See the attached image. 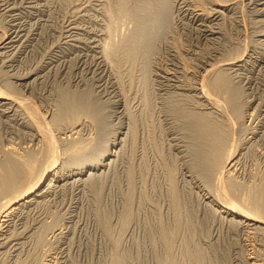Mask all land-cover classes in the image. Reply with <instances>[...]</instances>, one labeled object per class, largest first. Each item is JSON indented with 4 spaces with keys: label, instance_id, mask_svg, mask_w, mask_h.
<instances>
[{
    "label": "rangeland",
    "instance_id": "1",
    "mask_svg": "<svg viewBox=\"0 0 264 264\" xmlns=\"http://www.w3.org/2000/svg\"><path fill=\"white\" fill-rule=\"evenodd\" d=\"M117 1L0 0V88L17 85L8 92L29 98L42 117L40 127L29 125L19 106L0 104V160L12 151L44 158L48 135L57 144L53 161L40 159L12 193L37 184L55 162V175L0 221V264H264V214L238 224L220 206L254 210L244 193L264 175V0H128L147 19L142 9L152 2L161 23L134 62H112L101 46L109 38L106 11ZM118 20L113 37L121 42L137 21ZM214 69L241 96L245 115L233 127L238 118L211 85ZM73 95L91 96L85 103L93 106L91 116L78 114L79 126L60 116ZM194 111L228 116L216 119L235 138L232 164H223L224 178L215 176L221 181L199 169L186 124ZM234 185L241 188L236 196Z\"/></svg>",
    "mask_w": 264,
    "mask_h": 264
},
{
    "label": "bare ground",
    "instance_id": "2",
    "mask_svg": "<svg viewBox=\"0 0 264 264\" xmlns=\"http://www.w3.org/2000/svg\"><path fill=\"white\" fill-rule=\"evenodd\" d=\"M227 1V0H226ZM24 2V1H23ZM118 3L116 4V5H114L115 6V8H113V7H110V8H112V9H108V8H106V10L108 9L109 11H106L107 13H109V20H108V26H107V31H108V34H109V38H108V40L105 38V41H104V43L102 44L103 46H101V47H103V48H101L102 50V52H103V57L104 58H106L105 60H108V61H112L113 62V60H118L119 61V59H122V56L125 58H127V60L128 61H131L132 60V62H134V59L137 57L136 55H137V53H139V49H140V45L142 46V43H145L146 44V47H148V43L150 44L151 43V41H150V39H151V37H153V35L151 36L150 34H151V32L155 29V27L156 26H158V24H160L161 23V21H160V23H159V20L158 19H161L160 17L158 18L157 16H156V13H154L155 12V9L153 8L154 6L153 5H151V3L150 4H148V3H146V5H145V7H144V9H142V10H145V12L149 15L148 16V19L147 18H145L143 15H141L140 13H139V11L138 10H134V8L132 9V5L130 4V6H129V3L131 2H128V0H118L117 1ZM147 2V1H146ZM224 2V1H223ZM228 2V1H227ZM166 3V2H165ZM218 3V2H217ZM140 5V4H139ZM169 5V4H168ZM113 6V5H112ZM153 6V7H152ZM253 6V5H252ZM27 7V6H26ZM38 7V6H37ZM141 7V6H140ZM142 7V8H143ZM159 7V6H158ZM222 7V6H221ZM5 8H7V7H5ZM157 8V7H156ZM141 10V11H142ZM160 10V9H159ZM158 10V11H159ZM163 10V9H162ZM221 10V9H220ZM140 11V12H141ZM157 11V12H158ZM229 11V10H228ZM143 13V12H142ZM145 13V14H146ZM198 13V12H197ZM200 13V12H199ZM226 13V12H225ZM160 14H162V13H160ZM201 14V13H200ZM165 15V14H164ZM158 16H160V15H158ZM163 16V15H162ZM118 19H122V20H129V19H135L137 22V28L135 29V31L133 32V33H131V35H128V38H125V40L123 41L122 39V41L121 42H119L120 41V39H119V41H116L115 40V38L113 37V34L116 32V30H118L117 28H120V26H119V23H122L121 22V20H118ZM134 20V21H135ZM174 20V19H173ZM110 21V22H109ZM216 24V23H215ZM154 27V29L152 30V28ZM157 28V27H156ZM155 31V30H154ZM156 31H159V30H157L156 29ZM119 32V31H118ZM164 32V31H163ZM27 33V32H26ZM154 35H156V33H154V32H152ZM29 34V33H28ZM116 34H117V32H116ZM159 34V33H158ZM127 35V34H126ZM6 36V35H5ZM5 36H3V37H5ZM107 36V35H106ZM114 36H116L115 34H114ZM17 37V36H16ZM8 38V37H7ZM11 38V36H9V39ZM119 38V37H118ZM154 38V37H153ZM29 39V38H28ZM3 41V40H2ZM10 41V40H9ZM99 41V40H98ZM150 41V42H149ZM6 42H7V39H6ZM5 42V43H6ZM8 43V42H7ZM1 44V43H0ZM3 44H4V42H3ZM6 45V44H5ZM151 45V44H150ZM0 46H2V45H0ZM34 46V45H33ZM3 47H4V45H3ZM2 47V48H3ZM99 47V46H98ZM144 47V46H143ZM145 47V48H146ZM148 49V48H147ZM96 51V50H95ZM142 51V50H141ZM140 51V52H141ZM144 51V50H143ZM146 52V51H145ZM16 55V54H15ZM239 55V54H238ZM101 56H102V54H101ZM138 56H139V54H138ZM141 57V56H140ZM103 58V59H104ZM126 58L125 59H122V60H126ZM142 58H144V57H142ZM121 60V61H122ZM136 61V60H135ZM115 62V61H114ZM120 62V61H119ZM131 62V63H132ZM233 62V61H232ZM214 64V63H213ZM217 64V63H216ZM221 64H222V62H221ZM38 65V64H37ZM16 66V65H15ZM203 66V65H202ZM218 67V66H217ZM223 67V66H222ZM215 68V67H214ZM220 68H221V65H220ZM217 69H219V67L217 68ZM222 69V68H221ZM28 70H29V68H28ZM104 70V69H103ZM211 70V72L213 71L212 69H210ZM214 70H216V69H214ZM145 71H147V70H145ZM215 72V71H214ZM223 72V71H222ZM222 72H220L219 71V73H218V71L216 70V75H214V76H212V77H214V79H212L211 80V85L217 90H220V91H222V93H223V96H224V94H225V98H224V100L226 101V103L228 104V106H227V108L229 107L230 109H231V111H233V112H231L230 113V109H229V112L227 111V109H226V112H227V114L229 115V116H231L232 115V117L234 118V115H235V117H237L238 119H239V121H237L238 119H232L233 120V122L236 120V122L238 123V124H240V119L245 115H243L242 113L244 112H240V110L242 111V109L243 108H241V106L243 105V104H241V96L239 97V92H238V94L237 93H234L233 94V92L231 93V91H233L232 90V85H231V83L229 82V81H231V80H227L226 79V77L224 76V75H222ZM13 73V72H12ZM224 73V72H223ZM206 74H208V73H206ZM209 74H211V73H209ZM214 74V73H213ZM225 74V73H224ZM227 74V73H226ZM4 77V76H3ZM148 77V76H147ZM206 77V76H205ZM208 77V76H207ZM210 77V76H209ZM225 77V78H224ZM229 79H230V77H229ZM8 82V81H7ZM202 82H204V81H202ZM233 82V81H232ZM209 83V82H208ZM7 84V86H8V88H7V86H6V88H7V90L5 89H2V88H0V104H2V105H4V104H10V106L12 105H14V106H19L21 109H23L24 110V112H25V114L28 116V118H26V119H28L29 121V125H31V124H33L34 126H36V127H40V126H37V125H40L39 124V122H40V120H39V122H37V120H36V117L38 116H40V115H38V109H37V105L35 106L34 104H33V102H31V101H29L28 99L29 98H27V99H25V98H19V96L18 95H16V94H14L13 95V93H15V91H11V90H14V87L15 86H17V85H14V84H12L11 82L10 83H6ZM18 84V83H17ZM145 84H146V82H145ZM204 84V83H203ZM200 85H201V82H200ZM205 87V86H207V85H202V87ZM211 86V87H212ZM234 86V85H233ZM24 87V86H23ZM209 87V86H208ZM18 87H16L15 89H17ZM201 88V87H200ZM9 89H11L10 90V92H8L9 91ZM202 90V89H201ZM203 90H206V89H203ZM212 90V89H211ZM214 90V89H213ZM18 91V90H17ZM21 91V90H20ZM209 91H210V89H209ZM238 90L236 89V92H237ZM11 92H13L12 94H11ZM203 93H204V91H202ZM206 92V91H205ZM215 92V91H214ZM214 92H213V94H214ZM208 94H209V92H207ZM212 93V92H211ZM210 93V94H211ZM19 94V93H18ZM73 94V93H72ZM28 95V94H27ZM85 96H86V94H84ZM84 95H82V97L79 95H73L75 98L74 99H72V97L70 98V97H67L65 100H63L62 101V103H61V105H60V116L61 117H63L62 115H64V114H69L70 115V119H72L71 121H73V119H75V121H74V123H77L78 122V120H80V119H78V118H76V117H81V115H78L79 113H82V112H84V113H87V114H90V116H91V114H93V110H92V107H89L91 104V102L89 103H85L86 102V100L88 101L89 99L88 98H90V97H87V98H85V97H83ZM91 95V94H90ZM148 95V94H147ZM203 95H205V94H203ZM18 96V97H17ZM202 96V95H201ZM206 96V95H205ZM210 95H207L206 96V98H205V100H208V104H210V105H213L214 103L215 104H220V100L218 101L216 98L214 99V98H212V96H210ZM215 96V95H214ZM213 96V97H214ZM217 96V95H216ZM82 98H85V99H83V100H81ZM199 98V97H198ZM220 98V97H219ZM85 100V101H84ZM92 100V99H91ZM85 103V104H83V102ZM146 101V100H145ZM218 101V102H217ZM246 101V100H245ZM94 102V101H93ZM147 102V101H146ZM145 102V103H146ZM201 102V101H200ZM223 101H221V103H222ZM204 103V102H203ZM88 104H90V105H88ZM207 104V105H208ZM223 105H219V107L220 106H224V103H222ZM85 105H87L88 107H85ZM93 105V104H92ZM146 105H147V103H146ZM203 105V104H202ZM202 107V106H201ZM205 107V106H204ZM215 107V106H214ZM225 107V106H224ZM176 108V107H175ZM6 109H8L7 107H6ZM93 109H96V108H93ZM178 110H179V108H178ZM177 109H176V111H178ZM212 110V109H211ZM224 111H225V108L223 109ZM223 110H222V108H221V111L223 112ZM6 111V110H5ZM246 111V110H245ZM19 112V111H18ZM44 112V111H43ZM105 112V111H104ZM180 112V111H179ZM211 112V111H210ZM219 112V111H218ZM222 112L219 114L220 116H222V117H226L227 115H225L224 113L222 114ZM54 113V112H53ZM57 113H58V111H57ZM98 113V112H97ZM100 114H101V112H99ZM201 113V112H200ZM199 112L197 113V112H186V117H187V126L189 127V129H191V138H192V142H193V146L194 147H196V145L198 146L197 148H196V150H197V152H196V154H195V152L193 151V153L196 155L195 156V158L196 159H198L199 160V162H198V164H199V169H200V171L202 172V174L204 173L205 174V176H208V177H214V179H217L216 177L218 176L219 178H221L220 176H222L223 178H224V176L222 175V173L224 172V168L225 167H223V164L225 163V164H228V165H230V164H232V161H233V157L231 156V155H233L232 154V147L230 148V146L231 145H233V143H231V141H230V139H232V137L233 136H230L229 137V133H231V132H229V130H231V129H228L227 127L229 126L230 127V125H227V127L224 125V124H226V122H224V124H222L223 122H221V120H220V122L219 121H217L216 119H219V118H222V117H220V116H218L219 118H214V117H208V115L209 114H211V113H207L208 115H204V113L205 112H202L203 114H200ZM212 113H213V111H212ZM231 115H230V114ZM40 114V113H39ZM95 115V114H94ZM93 115V116H94ZM99 114H97V116H98ZM56 116V115H55ZM58 116V115H57ZM87 116V115H86ZM210 116V115H209ZM211 116H213L212 114H211ZM37 117V118H38ZM59 117V116H58ZM102 117V116H101ZM107 117V116H106ZM228 117V116H227ZM40 118H42L41 116H40ZM44 118V117H43ZM56 118V117H55ZM98 118V117H97ZM214 118V119H213ZM230 118V117H229ZM25 119V120H26ZM77 119V120H76ZM91 119H93V120H95L96 119V116H95V119L94 118H92L91 117ZM228 119V118H227ZM42 120V119H41ZM44 120H45V118H44ZM51 120V119H50ZM99 120V119H98ZM225 119H223L222 121H224ZM230 120V119H229ZM241 120H243V118L241 119ZM77 121V122H76ZM227 122L229 123V121L227 120ZM243 122V121H242ZM245 122V121H244ZM36 123H38V124H36ZM230 123H232V121L230 122ZM259 123V122H258ZM43 124H44V122H43ZM79 123H77V126H79L78 125ZM104 124V123H103ZM185 124V125H186ZM235 124V122L232 124V127H233V125ZM106 125H108V124H106ZM42 126V125H41ZM93 126V125H92ZM101 126V125H100ZM187 126H186V128H187ZM239 126V125H238ZM237 126V127H238ZM31 127V126H30ZM236 127V126H235ZM35 128V127H34ZM48 127H47V125H46V128H45V131H46V129H47ZM74 128H76V126H74ZM100 128V127H99ZM12 129V128H11ZM36 129V128H35ZM37 129H40V128H37ZM79 129V128H78ZM91 129V128H90ZM42 131L44 130L43 128L41 129ZM49 130V129H48ZM77 129H75V131H76ZM80 130V129H79ZM100 130H101V128H100ZM188 130V129H187ZM78 131V130H77ZM190 131V130H189ZM239 131V130H238ZM237 131V132H238ZM38 132V131H37ZM49 132V131H48ZM51 132V131H50ZM49 132V133H50ZM44 133V132H43ZM47 133V132H46ZM75 133V132H74ZM100 133V132H99ZM98 133V134H99ZM82 133H80V135H81ZM103 134V133H102ZM190 134V133H189ZM233 134V132L231 133V135ZM262 134V133H261ZM70 135V134H69ZM104 135V134H103ZM42 136V135H41ZM45 136H47V135H45ZM75 136V135H74ZM77 136V135H76ZM75 136V137H76ZM189 136V135H188ZM238 136V135H237ZM236 136V138H238ZM44 137V136H43ZM48 140H47V142H48V148H46V154L44 153V155H43V153H42V155L44 156V158H42V156H41V160L43 159V161H46V163H48V160H49V158L51 159V156H53L55 153H53V151H54V148L56 149V147H54V141L55 140H53V137H50V135H48ZM83 138V140H84V142H85V139H84V137H82ZM230 138V139H229ZM234 138V137H233ZM46 139V138H45ZM45 139L43 140V141H45ZM90 139V138H89ZM93 139H95V138H93ZM102 139V138H101ZM100 139V140H101ZM235 139V138H234ZM240 139V138H239ZM79 140V139H78ZM81 140V139H80ZM79 140V141H80ZM87 140V139H86ZM99 140V141H100ZM73 141V140H72ZM76 141V140H75ZM93 141V140H92ZM112 141V140H111ZM115 141V140H114ZM230 141V142H229ZM233 141V140H232ZM235 141H238V139L237 140H235ZM240 141V140H239ZM238 141V142H239ZM46 142V143H47ZM87 142V141H86ZM91 142V141H90ZM234 142V141H233ZM58 143V142H57ZM78 143H80V142H78ZM78 143H76L77 145H78ZM82 143V142H81ZM93 143V142H92ZM101 144H102V142H100ZM106 143V142H105ZM229 143H231V145L229 144ZM242 143V142H241ZM12 144V143H11ZM88 144H90V143H88ZM87 144V145H88ZM235 144V143H234ZM13 145V144H12ZM46 145V146H47ZM57 144H55V146H56ZM102 145H104V144H102ZM112 145H114V144H112ZM239 145V144H238ZM238 145H236L235 144V146H236V149H238L237 148V146ZM44 146V145H43ZM74 146V145H73ZM79 147H81V148H79V149H82L83 147L82 146H80V144L78 145ZM89 146V145H88ZM94 146V145H93ZM98 146V145H97ZM11 147H14V146H11ZM33 147V146H32ZM75 147V146H74ZM85 147H87V146H85ZM89 147H91V144H90V146ZM99 147V146H98ZM110 147V146H109ZM109 147H107V148H109ZM194 147H192V149L194 148ZM73 148V147H72ZM106 148V149H107ZM111 148V147H110ZM113 148V147H112ZM234 148V147H233ZM7 149H10V147L9 148H7ZM76 149V148H75ZM78 149V148H77ZM90 149V148H89ZM93 149V148H92ZM195 149V148H194ZM231 149V150H230ZM247 149V148H246ZM11 150H12V148H11ZM234 150H235V148H234ZM41 151V150H40ZM77 151V150H76ZM14 151H12V152H7V154H5V156H3L4 158L2 159V160H0V199H3V198H5L7 195H9V194H11V196L13 195L12 193H14V192H16V190H17V187L18 186H20V184H22V183H20L19 184V181L20 182H22L21 180H23V182H24V179H27V175H29L30 176V174L33 172V174L37 171H35L34 172V170L35 169H37L36 167L39 165V163L41 162H39V160L40 159H38L37 157H36V155H33V153L31 154V153H29V152H31V151H28V152H26V153H29V155H25L26 157H24V158H22V157H19L18 155H17V153L16 152H14ZM33 152V151H32ZM101 152H103V151H101ZM109 152H110V150H108V152H106V150H105V154L103 155V156H105V155H110L109 154ZM77 153V152H76ZM79 153V152H78ZM81 153V152H80ZM79 153V155H82V154H80ZM112 153V152H111ZM235 153H236V151H235ZM35 154V153H34ZM37 155H38V153H36ZM40 154H41V152H40ZM57 154V153H56ZM23 155V154H22ZM21 155V156H22ZM75 156V155H74ZM83 156V155H82ZM84 156H86V155H84ZM54 157H55V155H54ZM78 157V156H77ZM80 157V156H79ZM99 157V156H98ZM102 157V156H101ZM88 158V157H87ZM103 158V157H102ZM105 158V157H104ZM53 159V158H52ZM51 159V160H52ZM56 159V158H55ZM81 159H82V157H81ZM84 159H86V158H84ZM92 159H94L93 157H92ZM234 159H235V157H234ZM95 160V159H94ZM98 160H100V162H102V160L101 159H98ZM236 160V159H235ZM53 161V160H52ZM54 161H56V160H54ZM97 161V160H96ZM96 161H95V163H96ZM49 162H50V160H49ZM99 162V161H98ZM109 162V161H108ZM228 162V163H227ZM44 163V162H43ZM53 164H51V165H46L45 167V171H44V169L42 170L43 172H44V174L42 175V177H40L39 175V177H40V180H38V182H37V184L35 183L34 185H32L31 184V186H29V187H25V189H23V190H21L18 194H15V195H13L11 198L10 197H6V198H8L7 200H5L4 201V199H3V201H1L0 202V221L3 219V216L5 217L6 215H8L9 214V212L13 209V208H15L16 206H18V205H20V204H22V203H24V201H27V199H29V197L31 196V195H33V193H35L37 190H39L41 187H42V185L45 183V182H47L48 180H49V178H50V176L51 175H55L54 174V172H53V170H54V167H55V162H52ZM91 163V162H90ZM97 164V163H96ZM96 164H95V166H96ZM195 164V163H194ZM98 165V164H97ZM42 165H40V167H41ZM91 166H94V163L91 165ZM196 166H197V163H196ZM226 166V165H225ZM57 167V166H56ZM195 167V166H194ZM233 167V166H232ZM198 168V167H197ZM223 168V169H222ZM229 168V167H228ZM223 170V171H222ZM226 170V169H225ZM227 170H229V169H227ZM59 171V170H58ZM199 171V170H198ZM38 173V172H37ZM225 173V172H224ZM24 175H26V178L24 177L23 178V176ZM227 175V174H226ZM37 176V175H36ZM204 176V175H203ZM216 176V177H215ZM31 177V176H30ZM21 178H23V179H21ZM228 178V177H227ZM21 179V180H20ZM212 179V178H211ZM213 179V180H214ZM228 179H230V178H228ZM207 180H208V178H207ZM217 180H220V179H217ZM225 180H226V177H225ZM26 181V180H25ZM33 181V180H32ZM204 181V180H203ZM221 181V180H220ZM29 182V181H28ZM217 182H219V181H217ZM222 182H223V179H222ZM234 182V181H233ZM229 183H231L230 181H229ZM212 184V183H211ZM220 184V183H219ZM225 184V183H224ZM241 184V183H240ZM24 185V184H23ZM214 185V184H213ZM243 186V185H242ZM231 188L232 187H230V190H231ZM18 189H19V187H18ZM248 192H247V190H246V192L245 191H243V192H245L244 193V195L246 194V196H247V198H244V200L246 199L247 201H248V203H249V205L254 209V210H247V209H243L240 205H238V204H231V203H227V202H221L220 203V206L221 207H223V210H221V211H224V212H226V214H227V216L228 217H231V218H233V219H237L236 221H238L237 223L239 224V223H241V224H243V223H245V222H257V221H259L261 218H263L264 217V215H263V217L261 216L262 214H264V175L263 176H261V180H260V182L258 183V184H255L254 186H251V188H249L248 187ZM233 191L232 192H230V193H234V191H235V193H241V188H240V185L238 186H236V185H234L233 186V189H232ZM242 190H243V188H242ZM245 190V189H244ZM228 191V190H227ZM242 192V193H243ZM177 193V192H176ZM233 194V195H235L236 196V194ZM248 193V194H247ZM219 195H221V194H219ZM225 196H229V195H225ZM224 196V197H225ZM238 196V195H237ZM245 196V197H246ZM242 197H244V196H242ZM31 198V197H30ZM230 198V197H229ZM228 198V199H229ZM176 199V198H175ZM179 199V198H178ZM177 199V200H178ZM225 199V198H224ZM232 199V198H231ZM240 200V199H239ZM243 200V201H244ZM30 201V200H29ZM242 201V200H241ZM247 201H245L244 203H246ZM239 202V201H238ZM247 203V204H248ZM246 204V205H247ZM177 205H179V204H176L175 206H177ZM249 205H247V207L249 206ZM179 208V207H178ZM252 208H250V209H252ZM13 211V210H12ZM178 211V210H177ZM219 211V210H218ZM25 212V211H24ZM179 215H180V213H179ZM178 214H177V217L179 216ZM180 217V216H179ZM261 217V218H260ZM179 220V222H178V225H180V218H178ZM264 219V218H263ZM3 220H5V219H3ZM2 220V221H3ZM1 221V222H2ZM262 221V220H261ZM0 222V223H1ZM5 221H3V223H4ZM263 222H264V220H263ZM248 223H246V224H248ZM262 223V222H261ZM181 224H182V222H181ZM255 224V223H254ZM16 226V225H15ZM181 226V225H180ZM243 226V225H242ZM2 227V226H1ZM22 229V228H21ZM3 230V229H2ZM165 230V229H164ZM166 231V230H165ZM164 231V232H165ZM1 234V233H0ZM5 235V234H4ZM3 236V235H2ZM18 236V235H17ZM3 240V239H2ZM20 251V250H19ZM119 262V261H118ZM169 262V261H168ZM171 262V261H170ZM257 262V261H256ZM117 263V262H116ZM264 263V262H263ZM117 264H119V263H117ZM172 264H176V263H172Z\"/></svg>",
    "mask_w": 264,
    "mask_h": 264
}]
</instances>
